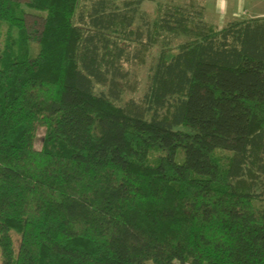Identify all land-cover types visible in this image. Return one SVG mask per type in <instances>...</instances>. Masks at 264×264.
Returning <instances> with one entry per match:
<instances>
[{"label":"trees","instance_id":"1","mask_svg":"<svg viewBox=\"0 0 264 264\" xmlns=\"http://www.w3.org/2000/svg\"><path fill=\"white\" fill-rule=\"evenodd\" d=\"M79 1L0 0V264H264V17Z\"/></svg>","mask_w":264,"mask_h":264},{"label":"rangeland","instance_id":"2","mask_svg":"<svg viewBox=\"0 0 264 264\" xmlns=\"http://www.w3.org/2000/svg\"><path fill=\"white\" fill-rule=\"evenodd\" d=\"M19 1L25 12V21H26V26L29 29L31 36L36 37L38 36V33L42 29V23H43V14L37 11H34L26 6V3L29 0H17ZM185 2H192L194 5H201L202 1L200 0H145L142 2L140 5V11L144 13L145 19L148 21H151L152 18L155 15L156 12V7L157 3H176V4H182ZM80 4H87L86 0H80ZM205 20L209 23H215L218 21L214 14L212 13H204ZM140 18L139 16L137 17V20L135 22V25L140 24ZM6 25H4L1 29V35H0V48L3 47L4 42H5V30H6ZM15 35V34H14ZM144 40V39H143ZM31 48H32V53L31 57L35 56L37 53V43L36 40L31 41ZM127 50L130 54V57L132 54H136V57L130 58V61L127 62V64H124L125 67H128L130 71V77L129 80L131 82L136 83V92L133 94V97L138 99L139 96L143 93L145 89V84H146V79L147 75L149 73V70L151 66L154 64L155 59L158 55L159 52V47L157 45L155 46H148L147 48H142L136 43H131L130 46L127 47ZM131 93H126L124 99H128L130 97ZM43 134H44V128L39 127L37 129L35 139H34V148L35 149H40L42 145V139H43ZM159 152L157 150L153 151L151 153V159L155 158ZM176 161L178 163L182 162L183 159V154L181 149H178L176 152ZM13 238L15 241V244H17L18 236L16 234H13Z\"/></svg>","mask_w":264,"mask_h":264},{"label":"crops","instance_id":"3","mask_svg":"<svg viewBox=\"0 0 264 264\" xmlns=\"http://www.w3.org/2000/svg\"><path fill=\"white\" fill-rule=\"evenodd\" d=\"M204 13H212L218 21L211 23L221 28L228 19L264 17V0H200Z\"/></svg>","mask_w":264,"mask_h":264}]
</instances>
